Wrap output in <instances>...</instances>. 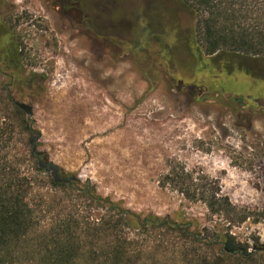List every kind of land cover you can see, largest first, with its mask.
<instances>
[{"label":"rangeland","instance_id":"obj_1","mask_svg":"<svg viewBox=\"0 0 264 264\" xmlns=\"http://www.w3.org/2000/svg\"><path fill=\"white\" fill-rule=\"evenodd\" d=\"M5 1L22 16L17 29L26 52V71L33 69L45 77L38 85L43 89L34 96L10 87L15 102L26 107L35 132L29 136L20 134L11 113L4 110L2 87L8 81L0 76L1 122L15 128L5 151L24 172L33 167L25 158L27 146L37 144V157L46 154L43 168L72 174L80 188L89 185L97 195L133 213L183 220L202 234L214 228L249 246L252 240L264 245V81L237 70L233 75L215 72L209 82L197 84L213 91L197 98L198 89L190 92L189 86L202 78V72L182 65L189 57L177 41L167 67L151 57L153 46H146L150 60L139 47L144 42L139 34L146 35L144 21L150 24L151 36L155 26L150 19L161 18V10H166L157 0L152 6L149 0H80L91 17L100 4L103 21L119 23L115 49L109 44L96 49L93 41L87 45L100 64H84L82 41H71L69 32L50 26L43 33L40 23L25 18L27 12L52 17L41 0ZM172 38L167 33L164 40L169 44ZM177 180L186 184L176 186ZM211 190L226 197L247 219L239 223L223 213H211L201 201L186 199V193L197 198L201 191ZM28 203L41 229H47L73 213L76 204L88 201L70 190L51 191L35 179ZM90 210L91 216L103 214L94 204ZM131 236L143 238L135 231ZM82 242L108 243L105 238L85 237Z\"/></svg>","mask_w":264,"mask_h":264},{"label":"trees","instance_id":"obj_2","mask_svg":"<svg viewBox=\"0 0 264 264\" xmlns=\"http://www.w3.org/2000/svg\"><path fill=\"white\" fill-rule=\"evenodd\" d=\"M165 1L164 18L181 14L194 20L188 36L175 35L171 43L166 42L167 48L171 50L176 41L181 45L179 49L188 47L195 57L192 69L202 72V78H214L215 72L233 75L237 70L253 80L264 81V0ZM170 2L178 6L173 7ZM168 63L171 64L170 60ZM13 76L15 90L34 96L43 89L27 84L22 70H16ZM202 78L199 82L204 83ZM205 89L208 93L213 91L211 87ZM2 95L6 101L4 110L11 113L20 134H34L26 107L15 102L5 86ZM14 132L15 128L2 124L0 117V264H264V245L257 240H252L249 246L214 228L202 234L191 222L151 214L142 217L97 195L89 185L80 188L72 174L43 168L46 154L37 157V152L33 153L37 144L27 146L25 158L33 167L24 172L23 166L5 151L4 145ZM35 179L44 181L51 191L70 190L82 195L88 203L76 204L73 213L60 218L52 227L41 229L28 203ZM186 180L190 186L192 180L189 177ZM173 183L186 184L180 180ZM217 194V190L201 191L196 198L195 193L192 196L186 193V199L201 201L211 213H223L239 223L247 219L226 197ZM91 204L103 214L99 217L88 214ZM132 231L143 238L134 240ZM83 237L105 238L108 243L86 244Z\"/></svg>","mask_w":264,"mask_h":264},{"label":"flooded vegetation","instance_id":"obj_3","mask_svg":"<svg viewBox=\"0 0 264 264\" xmlns=\"http://www.w3.org/2000/svg\"><path fill=\"white\" fill-rule=\"evenodd\" d=\"M153 1L154 0H149L151 6L153 5ZM157 1L163 4L164 7H166L165 0ZM41 2L44 5L45 9L52 13L53 18L48 15H38L32 17L26 15L28 12L25 14V18H34L35 22L40 23L43 26V33H46V31H50V26H57V32L70 33L69 39L71 41H73L74 39H78L79 41L81 40L83 45L82 49L84 52V64L101 63V60H98L96 57L93 58V54L96 53H93L91 50H89L87 46L89 42L93 41L96 49H101L104 44H109L112 49H115L118 46L119 23H113L111 20L103 21V18H101L102 10L100 4H96V14L94 16L92 15V17H94L92 18L90 12L86 9V5L84 3L82 4L80 0H41ZM140 3L143 5L142 2ZM145 3L148 4V2ZM16 11V8L11 6L10 4H7L5 0H0V76L2 77V79L8 81H5L3 84L8 89V92L10 94V87L15 86V77L13 76V72H16V70L24 71L26 77L28 78L27 84H30V86L36 87L40 83L45 82V77L42 74H37L33 69L29 72L26 71V67H28L24 65L26 52L24 46L22 45L21 30L17 29L20 21L22 20V16L20 14L18 15ZM161 11L163 13L165 12V10ZM160 15L161 18L150 19L152 25L155 26V30H152L151 36L147 35V33L149 34L150 28L148 27H150V24L148 25V23L144 21L145 25L143 27L146 30V35L145 32L139 34L140 36H142V38H144L143 45L139 47H142L143 50L147 51V57L148 60H150V51L149 48H146V46H153L154 56L152 55L151 57L154 58L156 62H158V64H160L161 66L163 65L167 67V65L170 66L168 60H170L171 58L170 52L173 51V48L171 50L167 48L165 41L167 33L173 36L179 35V37L184 38V36H188V34L190 33V30L193 27L192 23L194 22V20L190 17L184 18V15L181 14L176 18H164V14L160 13ZM162 22H164L165 26V28L163 29L164 31H162ZM189 22H191L189 26L183 25V23ZM114 25L117 26V29H115L116 27ZM129 28L132 29L131 26ZM133 39L134 42H137L135 36ZM146 39L147 43L145 41ZM137 49L138 47L132 48L134 53L137 52ZM185 50L189 58L186 62H183V64H181L184 65V67L190 65V68H192L195 60L194 54L192 52L191 55L188 47H186ZM8 54H10V56H8ZM30 65L31 64H29V67ZM202 79L204 81H210V79ZM201 82L202 81L191 83V85L189 86L190 92H194L196 91V89H198L196 93L197 98L205 97L208 93L207 89L205 88H197V84ZM240 97L241 96H236L235 98H238V100H240ZM236 102L238 101L236 100ZM243 107L246 108L244 105Z\"/></svg>","mask_w":264,"mask_h":264},{"label":"water","instance_id":"obj_4","mask_svg":"<svg viewBox=\"0 0 264 264\" xmlns=\"http://www.w3.org/2000/svg\"><path fill=\"white\" fill-rule=\"evenodd\" d=\"M35 152V148H34V151H33V153Z\"/></svg>","mask_w":264,"mask_h":264},{"label":"bare ground","instance_id":"obj_5","mask_svg":"<svg viewBox=\"0 0 264 264\" xmlns=\"http://www.w3.org/2000/svg\"><path fill=\"white\" fill-rule=\"evenodd\" d=\"M107 130V129H106Z\"/></svg>","mask_w":264,"mask_h":264}]
</instances>
